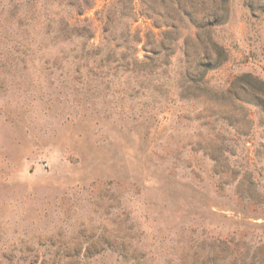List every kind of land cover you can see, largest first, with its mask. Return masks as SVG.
<instances>
[{"label":"rangeland","instance_id":"obj_1","mask_svg":"<svg viewBox=\"0 0 264 264\" xmlns=\"http://www.w3.org/2000/svg\"><path fill=\"white\" fill-rule=\"evenodd\" d=\"M115 1L86 42L0 0V264H215L220 238L216 264H264V117L225 93L264 80V0Z\"/></svg>","mask_w":264,"mask_h":264},{"label":"trees","instance_id":"obj_2","mask_svg":"<svg viewBox=\"0 0 264 264\" xmlns=\"http://www.w3.org/2000/svg\"><path fill=\"white\" fill-rule=\"evenodd\" d=\"M97 0H10L9 9L11 15L15 17L18 23L22 24L25 19L28 22H39L46 28V33L61 34L63 33L67 38L79 37L86 42L91 38L90 24L88 18L81 19L88 10L92 9ZM121 3L125 5L126 1L117 0L113 2ZM225 2V1H224ZM129 3V2H128ZM131 3V1H130ZM3 7V6H2ZM110 9V7H109ZM109 9H102L105 14V31L108 32L110 28L111 12ZM217 10L207 14L206 19L210 21L203 22V25L199 27H207V25L213 23H221L225 17V4L216 8ZM3 9L0 10V16L3 15ZM68 13V15L65 14ZM205 20V19H204ZM84 21L86 24L81 25L80 22ZM174 25V24H173ZM176 26V25H174ZM107 39V36H105ZM214 49L212 52L209 50H201L195 59L190 60V66L187 67L184 73L190 83V88L199 89L206 87L205 74L209 69L217 67L221 62L226 59L225 49L212 42ZM187 58L188 50L184 51ZM214 54L216 57L214 58ZM150 62H145L148 65ZM231 96L235 101H239L241 104L253 103L262 112L264 117V80L258 78L249 73L239 75L235 81L231 84L229 89L225 92ZM232 240L228 238H220L218 243L214 242L209 247L211 249L212 261L216 264L218 260H225L228 256H225L226 251H230Z\"/></svg>","mask_w":264,"mask_h":264}]
</instances>
